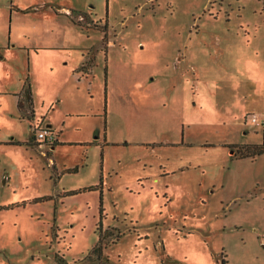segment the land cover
<instances>
[{
	"label": "rangeland",
	"instance_id": "1",
	"mask_svg": "<svg viewBox=\"0 0 264 264\" xmlns=\"http://www.w3.org/2000/svg\"><path fill=\"white\" fill-rule=\"evenodd\" d=\"M41 1L0 0V264H264V0Z\"/></svg>",
	"mask_w": 264,
	"mask_h": 264
},
{
	"label": "trees",
	"instance_id": "2",
	"mask_svg": "<svg viewBox=\"0 0 264 264\" xmlns=\"http://www.w3.org/2000/svg\"><path fill=\"white\" fill-rule=\"evenodd\" d=\"M104 39H106V37ZM26 105H28V108L30 109V112H31V94H30V90H29V84L26 85L25 96L24 97H20L19 100H18V107L21 110L25 109ZM252 147H255V148L258 149V150H256V152L252 151V155L257 154V153L260 154V153L264 152V143L260 144V145L256 144V145H254ZM244 156H250V155L244 154ZM91 188L93 189L94 187L93 186H89L88 188H86L84 190H91ZM98 230L100 232L99 242H98V244L95 245V247L92 249V252L89 254V257L91 258V260H89L90 264H97L95 262V260L91 256H95L97 259H99L101 257V255H102L103 240L106 237V232L104 231V233H103L101 225H100V227L98 226ZM61 263H63V260L61 258H59L57 260V264H61Z\"/></svg>",
	"mask_w": 264,
	"mask_h": 264
},
{
	"label": "built area",
	"instance_id": "3",
	"mask_svg": "<svg viewBox=\"0 0 264 264\" xmlns=\"http://www.w3.org/2000/svg\"><path fill=\"white\" fill-rule=\"evenodd\" d=\"M252 122H257L255 117H251ZM35 139L48 144H53L56 141L55 134L48 127H38L35 131Z\"/></svg>",
	"mask_w": 264,
	"mask_h": 264
},
{
	"label": "crops",
	"instance_id": "4",
	"mask_svg": "<svg viewBox=\"0 0 264 264\" xmlns=\"http://www.w3.org/2000/svg\"><path fill=\"white\" fill-rule=\"evenodd\" d=\"M49 3H54L55 5H56V3L55 2H53L52 0H49V1H47V0H42L41 1V3H39V4H35V5H33V6H38V5H40V4H49ZM59 10H61V11H63L64 13H68L69 11H68V9L66 8V7H64V6H62V7H60L59 8ZM12 18V17H11ZM9 21H11L10 22V24L8 25V29H9V32H8V34H9V38L11 39V34H12V20L10 19ZM19 100V99H18ZM17 105H18V101H17ZM24 110V109H23ZM22 110V111H23ZM35 123V122H34ZM46 127H48V128H50V124H47V126ZM59 140V139H58ZM35 141V140H34ZM36 142V141H35ZM58 142V141H57ZM52 147H54V146H52Z\"/></svg>",
	"mask_w": 264,
	"mask_h": 264
},
{
	"label": "flooded vegetation",
	"instance_id": "5",
	"mask_svg": "<svg viewBox=\"0 0 264 264\" xmlns=\"http://www.w3.org/2000/svg\"><path fill=\"white\" fill-rule=\"evenodd\" d=\"M54 143H55V142H54ZM54 143H53V144H54Z\"/></svg>",
	"mask_w": 264,
	"mask_h": 264
}]
</instances>
